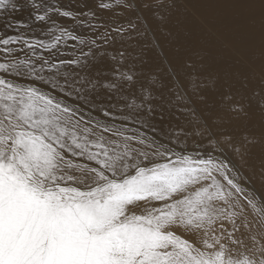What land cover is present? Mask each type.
Segmentation results:
<instances>
[{"label": "snow or ice", "instance_id": "1", "mask_svg": "<svg viewBox=\"0 0 264 264\" xmlns=\"http://www.w3.org/2000/svg\"><path fill=\"white\" fill-rule=\"evenodd\" d=\"M0 264H264V0H0Z\"/></svg>", "mask_w": 264, "mask_h": 264}]
</instances>
